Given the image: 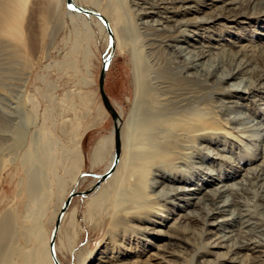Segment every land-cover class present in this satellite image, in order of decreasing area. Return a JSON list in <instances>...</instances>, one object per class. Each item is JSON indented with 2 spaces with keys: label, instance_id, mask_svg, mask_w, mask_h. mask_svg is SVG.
<instances>
[{
  "label": "rangeland",
  "instance_id": "1",
  "mask_svg": "<svg viewBox=\"0 0 264 264\" xmlns=\"http://www.w3.org/2000/svg\"><path fill=\"white\" fill-rule=\"evenodd\" d=\"M78 1L87 7L98 6L108 13L112 24L117 27V45L106 71L105 90L117 111H123L121 121L125 122L134 86L133 40L124 37V33L135 31L136 35L139 34V46L147 42L135 9L136 0ZM195 2L201 4V0ZM256 2L260 3L256 14L247 22L216 25L202 40L208 43L220 40L232 50H237L240 44H247L252 50L245 58L256 64L254 76L257 77L264 68V0ZM47 5L51 9L49 18L43 16ZM251 7L242 3L235 10L252 11ZM25 11L24 26L31 20L32 35L29 39L23 26L19 63L14 64L10 73L13 78L9 79V83L13 84L9 96L15 101L14 105L17 103L14 111L21 110L18 111L21 115L10 140L0 143V264H44L47 240L51 237L56 218L64 200L76 186L75 181H70L69 172L73 167L71 148L75 142L80 143L84 154L77 191H92L75 195L67 209L68 214L74 213L76 231L66 218L57 247L64 264H206L203 260L212 257L208 253L200 252L192 256L196 246L210 235L202 232L201 220L194 221L193 228H196L188 233L198 242L193 246L179 238L144 232L135 225L141 222L132 221L135 218L132 213L136 212L130 210L139 201L142 203L140 208H148L145 201L148 190L133 201L129 194L126 197L121 195L111 182L102 187L106 195L98 193L102 185L97 186L98 176L112 168V165L107 166L115 153L114 119L103 103L99 88L103 60L111 52L110 34L105 22L95 15L71 13L66 0H28ZM193 13L185 17L202 14L198 11ZM164 48L167 53L173 51L167 45ZM210 89L208 85L207 89L202 88L198 93L206 94L210 101L212 96L218 95ZM243 102L245 105L240 107L249 112L251 119L263 120L264 104L248 100ZM220 112V124L230 126L226 128L234 139L222 137V140L212 144L195 140L196 154L204 157L192 156L188 164L170 169L172 174H182L188 180L203 183L204 177H210V171L219 173L221 177L228 175L230 181L243 179L244 172L253 166H262L264 171V136L256 134L257 130L250 126V122L243 124L239 118L231 121L235 115L232 109ZM246 127L250 128L247 131L249 135L241 137L238 133ZM236 140H242V143ZM102 141L108 143L98 154L97 162L93 163V154ZM219 147L228 148L222 151L226 155L223 159L215 158L214 153L219 151ZM25 152L29 154L26 161ZM132 179L129 178V182ZM59 180H62V187H59ZM253 181L250 186L253 188L243 191L242 198L239 197L244 200L242 208L249 206L253 208L252 212L256 208L253 220L261 218L256 225L258 232L264 229V207L258 205L263 202L264 206V191L260 187L261 181L255 178ZM248 193L251 197L247 196ZM261 214L263 217H260ZM237 224L231 229L241 226L240 222ZM176 231L181 234V230ZM159 243L163 244L161 250L156 246ZM165 250H178L180 256H169L167 260L155 255L166 253ZM107 254L112 256L104 257Z\"/></svg>",
  "mask_w": 264,
  "mask_h": 264
},
{
  "label": "bare ground",
  "instance_id": "2",
  "mask_svg": "<svg viewBox=\"0 0 264 264\" xmlns=\"http://www.w3.org/2000/svg\"><path fill=\"white\" fill-rule=\"evenodd\" d=\"M256 1L201 0L200 4L195 0H136L135 9L141 19L140 24L145 31L147 42L139 46V34L136 35L135 31L124 33V37L133 40L134 93L125 122L121 121L123 111L118 112L116 124L120 128L121 157L114 172L102 182L98 193L106 195L102 187L111 182L121 195L126 197L129 194L133 201L148 190L145 198L148 208H140L142 203L139 201V204L130 210L136 212L132 213L135 217L132 221L141 222L135 225L144 232L179 238L193 246L197 241L195 242L193 235L188 233L196 228H193L194 221L201 220L202 232L210 235L203 239L202 244L196 246L192 256L199 255L200 252L208 253L207 255L212 257L203 260L206 264H264V229L263 232H256V225L261 222L258 219L261 218L253 220L257 214V204L253 212V208H242L241 204L244 201L241 200V194L253 188L250 186L256 182L253 181L254 178L262 182L260 187L264 191L262 166L248 168L244 172V178L237 181L235 178V181L228 180V175H223L226 178H222L219 173L210 171V177H204L203 183L188 180L182 174H172L169 171L181 164H188L192 156L196 155L195 157L200 159L204 157L200 153L196 154L195 140L212 144L222 140V137L233 138L226 128L230 126L227 123L220 124V111L223 109H232L235 112L231 121L239 118L243 124L250 122V126L257 130L256 134L264 136V118L251 119L249 112L240 107L245 105V100L264 104V68L257 77L254 76L256 64L245 58L252 48L247 44H240L237 50H232L220 40L209 43L202 40L216 25L229 26L226 22H247L248 18L256 14V7L260 4ZM75 2L80 4L78 0ZM242 3L247 7L252 6V11L235 10ZM27 4L28 0H0V143L10 140L12 130L21 115V112H18L21 110L14 111L17 103L14 105L15 101L9 96L13 85L9 83V79L13 78L10 73L19 60ZM89 8L107 17L114 37L117 38V27L112 24L108 13L98 6ZM69 11L79 13L75 8H69ZM196 11L202 14L193 15L196 16L193 18L185 17L186 14ZM50 13V5H47L43 16L49 18ZM24 29L30 39L31 20L25 24ZM165 45L173 51L165 52ZM27 75L29 76L28 72ZM208 85L211 86L212 93L218 94L212 96L210 101L206 94L198 93L202 88L207 89ZM246 128L239 131L241 137H248L247 131L250 128ZM236 141L242 143V140ZM107 143H99L93 154V163L97 162L98 154ZM218 149L219 151L214 153L215 158H225L226 155L222 151L228 148ZM24 154L26 161L29 154ZM71 160L73 167L69 171L70 181L76 182L84 160L80 143L73 144ZM113 162L114 154L111 155L107 168L111 167ZM129 178H133L132 181L129 182ZM59 184V187H62V180H59ZM247 196H250L249 193ZM262 203L258 205L264 207ZM67 217L68 212L64 218ZM237 222H240L241 226L231 229L232 226L238 225ZM178 229L181 234L176 231ZM239 231H242L241 234ZM49 240L50 238L47 240V258L44 264H54ZM156 246L159 250L163 249V244ZM177 251L165 250L166 253L158 252L155 255L167 259L173 255L180 256ZM111 256L104 255L107 258Z\"/></svg>",
  "mask_w": 264,
  "mask_h": 264
},
{
  "label": "water",
  "instance_id": "3",
  "mask_svg": "<svg viewBox=\"0 0 264 264\" xmlns=\"http://www.w3.org/2000/svg\"><path fill=\"white\" fill-rule=\"evenodd\" d=\"M67 6L69 8H75L77 11L87 14V15H95L99 18H101L109 31L110 34V47H111V52L108 56L107 59L103 60V66H102V70H101V74H100V80H99V88H100V93L102 96V100L103 103L105 105V107L108 109V111L111 113L113 119H114V133H115V153H114V162L112 164V168L108 171L105 172L101 175H99V181L97 183V186L100 185L104 180H106L115 170V167L121 157V153H122V142H121V136H120V128L117 126L116 122L119 116V113L117 111V109L114 107L113 103L111 102L108 94L106 93L105 90V77H106V71L108 68V65L110 64L111 60H112V56L114 54V50L116 47V43H115V37H114V32L112 30V27L110 25V22L108 21L107 17L102 14L101 12H98L96 10H93L89 7L80 5L78 3L75 2V0H66ZM84 173H90V172H84ZM81 177V174H79V176L76 179V186L74 187V189L70 192V194L68 195V197L64 200L62 207L60 209V212L56 218V222H55V226L53 228L50 240H49V250H50V254L51 257L54 261V264H64L58 257V255L56 254V238H57V234L60 228V225L62 223V220L67 212V209L73 199V197L75 195L78 194H87L92 190H88V191H83V192H78L77 191V186H78V181Z\"/></svg>",
  "mask_w": 264,
  "mask_h": 264
},
{
  "label": "crops",
  "instance_id": "4",
  "mask_svg": "<svg viewBox=\"0 0 264 264\" xmlns=\"http://www.w3.org/2000/svg\"><path fill=\"white\" fill-rule=\"evenodd\" d=\"M65 219H66V218H64V220H62L63 222H62L61 225H60V230L58 231L57 238H56V254L58 255L59 259H60V254H58L59 248H58V251H57V247H58V242L61 241L60 239H61V235H62L63 224H64V223L66 224V222H68V220H69L70 223L73 225L71 228H74V229H73L74 232L76 231V223H75L74 213H72V214L69 213V214H68V217H67L66 222H65ZM71 224H70V225H71ZM68 228H69V227H68ZM64 235H65V239H67V235H66V233H65Z\"/></svg>",
  "mask_w": 264,
  "mask_h": 264
},
{
  "label": "trees",
  "instance_id": "5",
  "mask_svg": "<svg viewBox=\"0 0 264 264\" xmlns=\"http://www.w3.org/2000/svg\"><path fill=\"white\" fill-rule=\"evenodd\" d=\"M86 137H87V136H86ZM86 137H85V138H86Z\"/></svg>",
  "mask_w": 264,
  "mask_h": 264
}]
</instances>
